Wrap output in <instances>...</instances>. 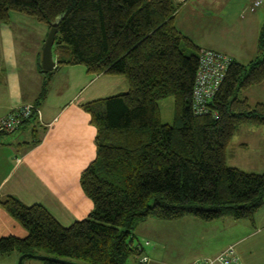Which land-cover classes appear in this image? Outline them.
Segmentation results:
<instances>
[{
	"label": "trees",
	"instance_id": "obj_1",
	"mask_svg": "<svg viewBox=\"0 0 264 264\" xmlns=\"http://www.w3.org/2000/svg\"><path fill=\"white\" fill-rule=\"evenodd\" d=\"M180 5L0 0V23L13 10L49 28L60 18L53 45L57 67L82 64L93 74H121L128 83L126 91L81 105L96 130L95 157L79 175L80 188L92 201L89 214L65 226L40 203L0 198V207L27 231L24 237L1 236L0 256L25 254L23 264L33 254L80 264H128L130 256L138 262L143 254V246L133 244L134 229L148 216L254 220L263 205L264 173L228 165L226 148L239 125H264V103L250 104L239 95L264 81V29L256 57L247 65L231 58L206 111L195 112L192 91L205 47L174 25ZM53 70L40 68L35 109L47 96ZM167 96L173 97V123L160 118L158 100ZM41 264L65 263L43 259Z\"/></svg>",
	"mask_w": 264,
	"mask_h": 264
},
{
	"label": "crops",
	"instance_id": "obj_2",
	"mask_svg": "<svg viewBox=\"0 0 264 264\" xmlns=\"http://www.w3.org/2000/svg\"><path fill=\"white\" fill-rule=\"evenodd\" d=\"M188 1L174 0L181 5ZM198 1L204 3L208 14H226L236 0ZM262 5L260 10L251 11L257 18L252 29L255 37L258 29H264ZM48 30L46 24L14 10L7 22L0 23V117L24 103L36 102L43 82L40 55ZM205 48L226 52L238 62L251 61L258 51L257 42L246 55L243 50L231 54L220 46ZM53 71L47 96L38 105L39 113L16 131L0 134V198L13 195L25 204L40 203L64 225L79 219V213L89 214L92 207L75 185L80 171L96 154V130L81 105L105 97L113 82L122 89L128 83L115 75L110 77L113 74L90 73L82 64H56ZM96 80L100 81L88 90ZM11 234L24 237L27 231L0 207V237Z\"/></svg>",
	"mask_w": 264,
	"mask_h": 264
},
{
	"label": "rangeland",
	"instance_id": "obj_3",
	"mask_svg": "<svg viewBox=\"0 0 264 264\" xmlns=\"http://www.w3.org/2000/svg\"><path fill=\"white\" fill-rule=\"evenodd\" d=\"M250 1L232 2V7L226 14H208L204 3L189 0L177 8L173 23L196 45L225 47L230 53H241L240 50H243V55H246L251 45L256 42L258 44L261 33L258 29L257 36L253 34L252 29L257 18L254 17L256 13L249 9ZM260 8L262 9L263 5ZM258 10L260 9L257 8L256 11ZM261 19L264 22V17ZM220 52L229 56L226 52ZM257 54L258 51H254L252 59ZM249 60L241 59V63L247 65ZM114 75L124 79L127 85L123 75L113 74L110 77ZM98 81L100 80L90 84L88 90ZM111 88L103 96L126 91L128 85L122 89L118 82H113ZM239 95L247 97L250 104L264 103V81L241 90ZM158 105L161 121L173 123V97L159 99ZM226 163L245 171L264 173V125H239L226 148ZM75 185L78 192L90 202L80 188L79 177ZM87 215L79 213L78 218L82 219ZM75 220L78 219L67 221L64 225L67 226ZM134 235L133 244L143 246V254L148 255L152 264H189L196 259L213 258L229 246L234 248L239 264H264V199L263 205L254 215V220H235L229 216L203 220L190 214L173 219L148 216L135 227ZM16 255L18 253L13 252L0 256V264H17L19 255L17 258ZM135 260L134 256H130L127 263L139 264ZM24 264H41V260L28 258Z\"/></svg>",
	"mask_w": 264,
	"mask_h": 264
},
{
	"label": "built area",
	"instance_id": "obj_4",
	"mask_svg": "<svg viewBox=\"0 0 264 264\" xmlns=\"http://www.w3.org/2000/svg\"><path fill=\"white\" fill-rule=\"evenodd\" d=\"M264 0H251L249 9L255 10ZM231 62V57L214 49L202 48L199 51L198 67L192 91L195 112L206 111V103L210 101ZM39 113L32 103H24L0 117V134L12 133L28 120L32 114ZM147 243V242H146ZM139 264H152L148 255L138 257ZM239 264L234 248L229 246L214 258L195 260L190 264Z\"/></svg>",
	"mask_w": 264,
	"mask_h": 264
},
{
	"label": "water",
	"instance_id": "obj_5",
	"mask_svg": "<svg viewBox=\"0 0 264 264\" xmlns=\"http://www.w3.org/2000/svg\"><path fill=\"white\" fill-rule=\"evenodd\" d=\"M172 6H174V4H172ZM59 20L60 18H57L55 21L51 22L50 28L44 40V44H43L41 55H40L41 67L43 70L52 71L57 64L56 60L53 57V45L55 41V35L57 33V25H58ZM24 256L25 254H21L18 257L17 264H23L22 260ZM32 256L39 260L56 259L65 264H80L77 262L57 259V258H53V257L46 256V255L33 254Z\"/></svg>",
	"mask_w": 264,
	"mask_h": 264
}]
</instances>
